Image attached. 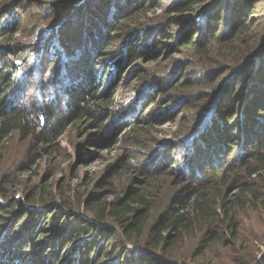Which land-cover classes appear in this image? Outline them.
<instances>
[{
  "label": "rangeland",
  "instance_id": "374dc122",
  "mask_svg": "<svg viewBox=\"0 0 264 264\" xmlns=\"http://www.w3.org/2000/svg\"><path fill=\"white\" fill-rule=\"evenodd\" d=\"M12 1L0 0V13L10 12L9 14L6 12L7 16L1 24L3 28L10 21L14 24L19 22V25L8 41L0 42V49H19L20 51L24 48L25 54L21 55L23 57L18 55L14 59L17 72L10 93L11 97L21 101L27 94V97L31 98L28 102H32L39 89L41 91L49 89L48 95H52L54 91L51 74L46 80H41L36 75L29 78L32 72L28 65H25L26 62H21V58H26L32 48L39 43H44L48 38L52 40L59 38L61 32H72L74 38L78 37L76 32H79V35L84 38H81V42L77 43L78 46L72 47L69 52L58 53L54 50L50 52L49 58L55 61L53 70L56 71V75L63 72L62 77H55V80L60 81L56 90H62L76 82L79 85L83 84V79L79 78V73L74 72V68L77 64L82 67L81 62L95 54L89 53V51H95V44H91L88 34L83 33V29L87 32L88 21L82 23L79 19L80 5L77 6L78 8L66 6L67 2L80 0H16V6L20 5L18 9L9 8ZM83 2L82 9L91 0H83ZM176 2L177 0H152L147 9H142L138 15L139 21L128 24L134 33L140 34L138 42L140 40L145 44L143 49L147 57L132 64L125 57L115 62L117 65L114 63V67L108 70L109 82L115 81L118 87L114 103L102 125L101 136L103 137L99 142L113 137L120 129L118 143L113 148L105 149L92 142L91 139L98 136L97 129L84 119L67 129L56 142L57 147L52 150L46 147L45 150H39L37 154L33 153L29 156V147L33 141L30 138L21 139L18 133H15L5 143L0 154V183L7 174H14V178L17 177L10 184L11 186L1 185L7 193L11 191V194L16 197L26 194L40 195V201L36 204L41 203L42 197L45 196V199L51 203L56 202L58 206L71 210L72 213L68 217L72 218L73 214H80L88 218L92 216L89 206L93 201L101 198L111 200L124 196L130 189L140 190L144 178L141 170L153 171L159 175L151 185L154 203L149 227L154 225L160 213L169 204L174 203L177 196L187 195L179 179H183L189 185H197L208 178L210 168L207 164L213 166L217 156L222 158L220 167L224 165L226 160V157L222 155L224 149L216 146L211 149L212 151L210 150L211 153L217 151L216 157L212 154L210 157L206 155L202 162L198 163L200 174L195 170L191 175L186 164L191 163L195 158H192L189 153L192 148L189 136L198 131L204 137L203 133L210 130L217 121L222 122L220 117L216 116L217 101L221 95V93L218 94V90L220 86L223 88L225 84L227 85L228 81L232 86L228 92L227 107H224L227 113L224 115L227 116L232 111L237 116L234 118L233 115L231 119L233 122L227 121L231 117L227 116L226 120L224 115L222 120L228 125L227 130L232 134L231 140L239 142V146L231 148L230 151L239 155L241 151L247 152L254 149L255 144H252L251 140V144L248 143L247 136L242 137L246 134L244 129L247 130L246 127L249 124L247 117L250 112L248 109H242V106L248 107L254 100L251 97L259 95L260 82L257 75L259 67L250 66L247 72H244L243 69L241 71V62L237 61L243 52L247 55L246 58L256 59L264 52V0L245 1L244 7L248 10L245 20L253 12L254 18L249 19L253 20L250 23L251 29L240 41L229 44L220 37L219 43L211 45L205 54H199L184 47L178 41L179 38L192 31L189 27L191 22L196 23L197 26H203L198 17L209 14L214 17L220 13L223 17L230 19L228 9L221 8L217 0H203V3L194 7L193 12L181 14L175 11ZM210 21L215 25L214 18ZM226 26L225 19L220 26L221 30H224ZM1 32L6 33L4 30ZM52 33L56 35L53 36ZM67 40L71 42L72 36L69 35ZM122 42H124L123 39L118 41L112 50L101 53V57L96 59L97 73L105 69V64L110 57L115 56L119 50H123ZM116 67L119 68V72L114 78ZM68 72L74 77L73 81L66 79ZM171 77L173 79L170 82L168 79ZM173 82L176 87L169 91ZM28 84L32 87L29 93ZM189 84H192L193 88L186 87ZM154 85L161 87L164 92L153 94ZM104 87L103 82L101 89ZM244 88H247V91ZM143 94L149 97L145 99V96H141ZM140 97L143 101L137 107L138 112L134 114L141 117L145 125L143 130L137 131L131 127L132 121L124 115V110ZM64 99H58L56 102L64 101ZM242 116L244 117L240 118ZM239 119L244 120L246 125L239 127ZM125 122L127 127L119 128ZM175 146L178 147L174 149ZM200 150H205V145L201 142L198 151ZM220 152L223 153L220 154ZM239 158L242 162L243 158ZM120 160H126L132 170L123 171L115 179H111L108 172ZM30 161L34 162L33 165H30ZM240 166L230 170L226 176L220 175L213 178L216 186L208 191L210 201L207 206L212 214L210 220H215V225L212 221L213 225L209 226L208 221L202 220L192 231L185 233L175 244L172 257L168 258V262L173 264H264V169L249 177L248 170H242ZM249 166L259 169L260 165L252 160ZM235 180L239 182L237 186L233 184ZM109 181L112 185L107 184ZM254 194L260 197L259 200L253 197ZM224 199L231 202L230 214L239 224L237 231L233 233L225 228V214L221 209V202ZM236 200L240 203H236ZM39 206V204L36 206L37 209H40ZM53 208L55 209L56 206ZM4 214L5 217L0 216L1 243L9 241V248L22 246L20 249L23 254L15 258L14 264L18 262L19 264H35L31 259H25L27 263L23 261L26 253L36 254L37 259L40 260L39 264H73L76 261V253L70 245L65 249L60 245L61 248H55L59 243L46 236L48 233L27 235L20 226L16 225L21 217L20 214ZM108 224L115 226L111 221H108ZM208 227H211V231L219 241L208 242V249L199 254V245ZM118 229L120 231L118 238L113 245H108L109 248H115L117 252L113 254V258L107 259L108 261L102 260V264H129L130 252L133 249L146 250L147 248L145 240L126 241L120 227ZM127 248L130 252L124 253ZM54 249H58L61 256L50 257V252ZM67 258L71 261L66 260ZM132 263L135 264L134 261Z\"/></svg>",
  "mask_w": 264,
  "mask_h": 264
},
{
  "label": "trees",
  "instance_id": "16d2710c",
  "mask_svg": "<svg viewBox=\"0 0 264 264\" xmlns=\"http://www.w3.org/2000/svg\"><path fill=\"white\" fill-rule=\"evenodd\" d=\"M245 1L246 0H217L221 8L225 7L228 9V13L231 16L230 19L223 17L220 13L214 17L210 14L201 18L198 17V20H201L203 26H197L195 25L196 23L193 24L194 22H191L189 27L192 28V31L187 35H182L178 41L184 47L194 50L199 54L207 53L211 45L219 43L220 37H223L224 42H228L229 44L240 41L243 35L247 34L249 29H251L250 23L253 20L249 19L254 18V16H252L253 12L252 15L245 20L248 11L246 10L247 7H244L246 5ZM12 2L9 8L18 9L20 5L16 6V0ZM151 2L152 0H91L83 9V0L67 2V5L64 4L75 8H78L77 6L80 5L79 19L82 23L88 21V25L86 26L87 32H84L83 29V33L85 35L88 34V37L91 39V44H95V51H89L90 54L93 52L95 54H92V57L84 59L81 62L82 67L75 63L77 65H75L74 72L76 74L79 73V78L83 79V84L81 85L76 82L74 85L70 84L62 90H56V86L59 85L60 81L59 79L55 80V77H62L63 72L56 75V71L53 70L55 61L49 58L50 52L53 50L58 53L69 52L72 47L78 46L77 43L81 42V38H84L79 35V32H76L78 35V37L75 36L76 39L73 37L74 35H72V32H61L60 37L53 40L48 38L44 43H39V45L32 48L26 58H21L23 57L21 55L25 54L24 48L20 49V51L19 49H0V154L4 149L5 143H7L15 133H18L21 139L30 138L33 141L29 147V156H32L33 153L37 154L39 150H45L46 147L52 150L57 147L56 142L64 135L70 126L84 119L97 129L96 132H98V136L92 138V142L105 149L113 148L118 143L121 134L120 129L115 132L113 137L99 142L103 137L101 136L102 125L106 121L105 117L109 114L114 103L118 87L115 81L112 82V80L109 82L108 70L114 67L113 64L115 62L118 60L121 61L125 57L126 60H130V64L147 57L143 49L145 44L140 40L138 42V35L140 34L134 33L133 30L129 28L130 24L128 23L138 22L139 13L142 9H147ZM201 3H203V0H177L175 11L181 14L191 13L194 11V7ZM6 12L2 11V13H0V42L2 43L11 38L19 25V22L14 24L10 21L3 28L1 22L7 16ZM7 13L9 14L10 12ZM212 18H214L215 25L210 21ZM225 19L227 26L224 30H221L220 26ZM3 30L6 33L3 34V32H1ZM52 35L55 36L56 34L52 33ZM69 35L72 36L71 42L67 40L69 39ZM121 39L124 40V42H122L124 47L123 50H119L115 56L110 57L105 64V69L97 73L95 69V64H97L96 59L101 57V53L112 50ZM256 51H258V49H256ZM262 53L259 54L258 60L254 57L246 58L247 55L243 52V55L240 56L239 61H237L241 62V71L243 69L244 72H247L250 66L259 67L257 72L260 82L258 90L259 95L251 97V99L254 98V100L251 102L252 106H250L251 104L249 105L250 108L249 106L247 107V105L242 106V109H248V111H250L247 117L249 124L246 127L247 130L244 129L246 134L242 135V137L247 136L248 143H250L251 140V143L255 144L254 149L252 148L247 152L245 150L241 151L239 155H236L234 151H230L231 148H237L239 142L231 140L232 134L227 130L228 125L225 123L226 121L223 122L222 120L223 115L227 113L224 107H227L228 92L232 86L230 81H228L227 83L230 85L227 84V86L225 84L223 88L220 86L218 90V94L221 93V95L218 97L217 101L218 108L216 109V116L220 117L222 122L217 121L210 130L208 129L203 133V135L205 134L204 137L201 135V132L198 131L189 136L192 147L189 153L190 156L192 155V158H195H193L194 160L191 161V163L186 164L187 170L191 172V175H193L192 173L195 170L200 174V171H198L199 166H197L198 163L202 162V159H204L206 155L210 157V154H212L216 157V150L213 152L214 154L211 153V149L216 146L219 147V149H224V153L220 152V154L223 153L222 155L226 157L224 165L220 167L219 164L222 158L217 156L215 161H213V166L212 164H207L210 168L209 175L207 176L208 178L200 181L197 185H189L183 181V179H179L186 189L187 195L177 196L174 199V203L169 204L160 213L154 225L149 227L154 203L151 185L159 175L157 172L153 173V171L146 172L143 170H141L144 173V178L142 179L143 186L140 190L130 189L124 196L121 195L111 200L101 198L93 201L89 206V211L92 213V216L88 218L80 214H73L72 218L68 217L70 213H72L71 210H66L67 208H63L61 205L58 206L56 202L51 203L49 200L45 199V196L42 197L43 201L38 203L40 209H37L36 206L38 204L36 203L40 201V195L26 194L16 197L11 194V191L7 193L1 185L3 186L5 184V186H9L17 178H14V174H7L2 178V182L0 183V216L5 217L4 213H12L13 215L20 214L21 217H19L16 225L20 226L25 234L35 235L37 233H48L46 236L50 237L52 241L59 243L55 248L62 247L65 249L70 245L77 256L73 264H102V260L108 261L107 259L113 258V254H115L117 250L115 248H109L108 245H113L118 238L120 233L119 227L126 241L138 242L140 239L145 240L147 251L133 249L130 252L129 248H127L124 252H130L131 262L134 261L135 264H173L167 260L172 257V250L175 244L182 239L185 233L192 231L202 220L208 221L207 223L209 226L215 225L216 223L215 220H210L212 214L207 206L210 201V199H208V191L216 186L213 178L220 175L226 176L230 170L239 165H241L240 167L242 170H248L249 177L264 169V54ZM18 55L21 56V62H26L25 65H28L30 72H32V74L28 76L29 78L36 75L41 80H46L49 74H51V81L53 82L52 89L54 91L51 96L48 95L49 89H45V91L39 89L41 92L38 91V94L34 96L32 102H28L30 97L28 98L27 94L21 101L11 97L10 93L15 83L17 72L14 59ZM93 57L95 59H93ZM233 61H235V59H233ZM115 64L117 65V63ZM118 72L119 68L116 67L115 74L113 73L114 78L117 76ZM71 77L70 72H68L66 79L68 81H73L74 77ZM172 79L173 77L168 80L171 82ZM103 82L105 87L101 89ZM172 84L169 91L176 87L174 82ZM186 87L193 88V85L189 84ZM31 88L32 87L29 85L28 93ZM153 89V94H155V92L161 94L163 91L161 87L156 85H154ZM244 89L247 91V88ZM35 90L36 89H34V91ZM141 96H145V99L149 97L144 94ZM61 98H65L64 101L59 100V102H56ZM142 101L143 98L140 97L137 101L130 103L124 110V115L132 121L131 127L137 131L143 130L145 125L141 117L134 114L138 112L137 107ZM233 115L234 118H236L237 115L232 111L227 114V116L231 118L228 119L226 115L224 116L226 120L228 119L227 121L231 122ZM243 117L244 116L240 118ZM239 120V127L246 125L244 120ZM126 125L127 123L125 122L119 128H126ZM200 142L205 145V150L198 151ZM177 147L178 146H175L174 149ZM167 152L168 151H166V153ZM197 153L198 155H196ZM166 155H168V153ZM229 157L230 160H228ZM239 157L243 158L242 162L239 160ZM252 160L260 165L259 169L249 166ZM33 163V161H30V165H33ZM208 163L210 162L208 161ZM30 165L29 167H31ZM128 170H132L130 164L126 160H120L112 166L108 174L111 179H115L123 171ZM107 184L112 185L110 181ZM233 184L237 186L239 184L238 180H235ZM253 197L257 200L260 198L257 194H254ZM236 203H240V201L236 200ZM230 205L231 202H229L228 199H224L221 202V209L225 214V228L233 233L237 231L239 224L236 222L234 216L230 214V209L232 207ZM55 206L56 208L54 209L53 207ZM11 219L13 220V218ZM108 221H111L115 226L108 224ZM206 230L205 237L199 245V254L208 249L209 243L219 241L216 235L211 231V227H208ZM9 245V241L1 243L0 239V264H14L16 261L15 258L23 254L20 249L22 246L9 248ZM59 245L61 247H59ZM118 254H120V252H118ZM59 255V250L54 249L50 252L49 256L57 258ZM25 259H31L35 264L40 263L39 258L37 259V255L33 253H26L23 261L27 263ZM66 260L71 261V259L68 258ZM131 262H129V264H131ZM17 264H19V262Z\"/></svg>",
  "mask_w": 264,
  "mask_h": 264
}]
</instances>
